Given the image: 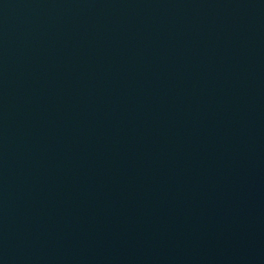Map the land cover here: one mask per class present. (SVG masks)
Returning a JSON list of instances; mask_svg holds the SVG:
<instances>
[{"label": "water", "instance_id": "95a60500", "mask_svg": "<svg viewBox=\"0 0 264 264\" xmlns=\"http://www.w3.org/2000/svg\"><path fill=\"white\" fill-rule=\"evenodd\" d=\"M0 264H264V0H0Z\"/></svg>", "mask_w": 264, "mask_h": 264}]
</instances>
